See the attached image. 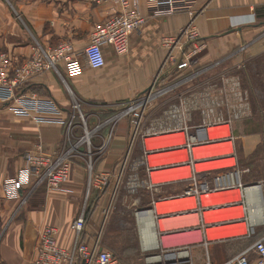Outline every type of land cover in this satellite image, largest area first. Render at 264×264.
Returning a JSON list of instances; mask_svg holds the SVG:
<instances>
[{"label":"crops","instance_id":"obj_1","mask_svg":"<svg viewBox=\"0 0 264 264\" xmlns=\"http://www.w3.org/2000/svg\"><path fill=\"white\" fill-rule=\"evenodd\" d=\"M142 7L146 22L132 34L129 51L124 55H119L111 46L105 45L107 63L103 68L95 70L86 64L84 48L91 42L95 28L118 10L117 5L110 2L98 4L93 0H0V50L8 51L15 59L23 61L31 56L35 42H40L45 48L54 47L60 42L72 43L75 53L79 54L81 60L85 62L84 72L79 76L71 77L66 74L64 66L61 65L59 67L61 75L55 70L36 75L27 82L25 91L41 98L55 99L62 107L63 113L59 116L64 118L68 116L75 99L81 100L83 106L91 105L93 102H104L107 107L105 115L88 114L95 115L98 123H103L116 114L121 101L134 99L152 86L167 54L163 38L176 35L191 21L197 24L203 40L209 45V50L203 58L204 61L214 60L223 54H228L244 42H255L246 53V58L264 53V0H195L190 9L193 12L186 10L169 16L151 15L147 10V0H142ZM257 11L260 12L257 13ZM171 80V78L165 79L163 85H168ZM174 94L175 92H172L154 99L148 105L146 118L150 120L160 117L165 110L166 102L169 101V95ZM134 130L130 117L126 115L104 125L100 131V137H96L94 142V148H98L102 143L105 144L104 150L94 159L92 174L88 169L87 160L77 158L73 165L71 180L63 190L51 189L42 185L33 192L25 188L17 193L6 190L5 183L24 167L25 152L41 148L45 152L55 153L65 143L67 132L65 127L58 122L37 121L33 116L24 117L15 114L10 106L0 105V264H36L38 234L48 224L59 228L58 244L70 250L76 238L72 222L79 216L88 201L92 203V209L87 217L83 240L93 247L96 239L100 237L101 248L111 250L121 260L123 259L122 261H127L129 264H133L129 261H134L136 258L132 255L135 251L144 252L146 250L143 241L154 252L161 247L163 249L177 246L185 248L194 264H204L208 258L218 264L239 254L240 251H234L231 246L218 251L221 247L218 245L252 236L210 240L209 235L211 237L214 234L212 236L214 239L219 236L237 235L241 233L240 228H242L240 226L237 228V226L244 224L248 229V223L238 220L239 217H237L231 226L224 228L228 229L227 231L221 230L218 227L222 222L235 217L223 221L214 219L227 213L238 214L231 210L219 211L218 208L207 213V221L217 223L205 229L200 212L181 211L195 206V198L192 196L158 202L159 213H164L169 211L162 208L163 212H161L160 203L193 199V202H188L189 207L170 210L172 214L158 217L159 220L156 219L155 211L138 212L140 209L153 206L154 200L162 199L152 198L145 204L141 202V198H134V205L138 203L142 206H138L133 218L134 222L133 220L130 224L129 221L126 222L131 227H124L127 232L130 231L131 236L133 235V245L125 244L127 238L122 239L121 230L111 229L112 225L114 227L112 217L109 229L103 232L107 224V215L105 216L104 213L116 197L118 188L128 186L130 156L139 148L144 152L143 141L140 137L134 136ZM156 140L161 141L154 143ZM148 142L151 146H160L172 143L173 139L171 137L150 139ZM260 142L261 133L244 135L245 152L252 154ZM222 152L215 149L211 154ZM127 156L129 157L128 162L126 161ZM175 161V157H167L159 162L172 164ZM228 164L231 166L233 163L230 161L226 166ZM218 167L224 166H215V168ZM145 169L149 178L155 182L157 180L158 186L177 183L180 181L174 180L185 179L192 175L189 167L184 168V175L178 173L179 169L173 168L157 170L151 175L147 167ZM222 171L203 174L201 179L213 183L214 177ZM103 178L107 181L105 184ZM185 182L192 184L191 179ZM241 182L243 183L242 180ZM259 183L264 195V184L260 181ZM243 185L249 189L257 187L256 185L249 186L248 183H243ZM89 186L90 189L92 187L95 198H89L90 189L86 197ZM26 192H29L28 198L22 202L20 195ZM249 197L252 198L250 195ZM217 198H241L240 201L245 199L242 189L235 187L230 191L222 190L214 194H205L204 203L205 205L216 204ZM239 207L244 209L242 204L232 208ZM252 210L251 208V213ZM246 214L248 212L246 210L245 213L244 209L243 217ZM151 215L157 224L159 241L157 246L149 245L143 233V224ZM117 217H119V224L125 223L120 216ZM194 220L196 222H193ZM171 223L178 225L176 228H171ZM249 223L254 225L255 230L256 226H264V220L256 225L250 219ZM214 228H217L216 231L212 230ZM114 231L119 235L118 237L114 235ZM224 232L229 233L219 235ZM62 264L81 263L65 261Z\"/></svg>","mask_w":264,"mask_h":264},{"label":"built area","instance_id":"obj_2","mask_svg":"<svg viewBox=\"0 0 264 264\" xmlns=\"http://www.w3.org/2000/svg\"><path fill=\"white\" fill-rule=\"evenodd\" d=\"M93 1L98 4L110 2L118 6L116 12L95 28L91 42L84 48L86 64L91 69L98 70L107 63L104 46H111L119 55L126 54L129 51L132 34L145 24L146 16L143 13L142 0ZM194 1L147 0V10L153 16H169L186 10L191 13L193 11L190 9ZM254 43H242L237 50L231 51L223 58L204 61L208 42L199 36V30L195 25L187 27L180 38L171 35L164 37L163 45L167 48V54L152 86L135 99L121 101L116 114L91 129L88 127L81 100L75 99L68 116L64 118L59 116L63 113L62 107L55 99L41 98L25 91L27 82L36 75L50 70H55L61 75L59 68L61 65L64 66L66 74L71 77L79 76L84 72L85 62L81 60L79 54L75 53L72 43L60 42L54 47L45 48L40 42H35L31 56L23 61L15 59L8 51L0 50V105L10 106L15 114L24 117L33 116L37 121L58 122L67 132L65 143L55 153L45 152L41 148L25 152L24 167L6 181L5 189L18 193L28 188L29 192H33L42 185H46L51 189L63 190L65 184L71 179L73 165L77 158L87 160L88 169L92 174L94 159L104 150L105 145L102 143L98 148H94L95 138L100 137V131L104 125L126 115L130 117L135 128L134 136L142 135L144 155L138 165L145 164L150 175L157 170L168 168L179 169L178 173L184 175V168H191L192 175L188 178L174 180L191 179L192 181L184 194L177 198L192 196L195 198V206L181 211L200 212L203 228L208 229L217 222H208L207 213L220 207L219 204L205 205L204 195L222 190L230 191L239 187L245 199L230 201V205L233 207L242 204L248 214L251 213L249 187L241 182L242 170L236 157L237 137L235 135V123L248 120L254 114L248 91L243 90V81L236 77L228 79L226 93H222L220 89L214 92V84H210L207 79L199 81L203 85L200 90V85L196 82L216 66L223 65L226 70L230 69V61L235 54L246 51ZM242 65L244 63L238 64V68ZM169 78L172 79L170 83L163 85V81ZM181 88H183L181 92L177 91ZM172 92L175 94L169 95V101L166 102L162 115L150 119L151 125H144L148 120L146 118L148 105L157 97L166 96ZM169 137L173 139V142L166 145L151 146L148 142V139ZM160 141L156 140L154 143ZM215 149L222 150L223 157L233 161V164L215 176L213 183H210L208 180L201 179V175L212 173L209 165L216 157L211 154ZM167 154L174 155L176 161L172 164L154 162L153 157ZM128 160L127 156L126 161ZM138 181L137 176L133 177L128 181V187L135 190L139 184ZM106 182L103 178V183ZM156 183L158 182L153 181L152 178L148 182L150 185ZM29 192H26V195H20L22 202L26 201ZM262 197L264 198L263 193ZM165 200L153 201L152 211L156 212L157 220H159L158 217H162L161 215L168 214L159 213L157 208V203ZM86 207L87 204L72 222L76 238L70 250L58 244L59 228L57 226L50 224L44 226L38 234L36 264H62L65 261L69 263L76 261L81 264H129L122 261L111 250L101 248L100 237L96 239L93 247L83 240L88 216ZM238 220L248 223V229L242 236L251 237L256 231L254 225L249 223L246 216L239 217ZM143 245L146 247L144 252L147 253L146 264H194L188 251L180 246L162 249V252L155 253L145 244V241ZM204 264L215 263L208 258ZM218 264H264V234L239 254Z\"/></svg>","mask_w":264,"mask_h":264},{"label":"rangeland","instance_id":"obj_3","mask_svg":"<svg viewBox=\"0 0 264 264\" xmlns=\"http://www.w3.org/2000/svg\"><path fill=\"white\" fill-rule=\"evenodd\" d=\"M198 13L199 12H197V14ZM263 21H264V19H263ZM192 25H195V24L191 21L189 24L184 26L179 33H177L176 35H173V36H175L176 38H180L183 35V33L185 32V29L189 26H192ZM195 27H197V29L199 30V36H202L201 30L199 29L197 24L195 25ZM254 44L250 45L246 51L244 50L242 52H239L238 54H235L234 58L230 61V63H231L230 69L226 70V67H223V65L216 66L211 71H209L207 74L202 76L196 82L200 85V87H199V90H200V89H202L203 85L200 84L199 81L203 80V79H207V81H209L210 84H214V92H217L220 89L222 91V93H226V88H227L226 83L228 82L229 78H231V77H236L239 79L241 78V80L243 81V83H242L243 87L242 88L244 91H246V90L248 91V94L250 96V103L253 105L252 113H254V114L248 120L238 121L235 123V126H236L235 135L237 137V139H236V157L238 160L239 167L242 170L241 171V180L243 181V183H245V184L248 183L249 185L252 183H255V182H259V181L264 184V53L261 55L252 57V58H246V53L248 52L249 49H251L254 46ZM240 45H238L234 50H237ZM206 50L207 51L209 50V45H208V48H206ZM225 55L223 54L222 56H219V57L215 58L214 60H218L220 58H223V56H225ZM211 61H213V60H211ZM240 63H244V65H242L240 68H238V64H240ZM196 86H197V84L195 85V88H196ZM182 90H183V88L178 89L177 91L181 92ZM223 98H225V96ZM126 101L127 100H123L122 102H126ZM106 109H107V107L105 106L104 102H93V103H91V105L83 106V110L86 114V119L89 118L87 123H88V127L90 129L93 126L97 125L98 122H96L97 117H95V115L90 116L88 114L93 113V114H97L99 116H103V115H105L104 113H105ZM150 123H151V121L147 120L146 124L151 125ZM255 132L261 133V142L258 144L257 148L255 149V151L252 154H247L244 150L243 137H244V135H247L249 133H255ZM140 136H141L140 138L142 140V135H140ZM239 149H242V151H239ZM217 151H222V150H217ZM143 153H144L143 149H140V148L136 149V151L134 153H132V155L130 156V160H129V169L130 170H129L128 178H129V180H132L133 177L137 176L138 180H139L138 186L135 187V190H132L128 186H126V187L121 186L120 188H118L119 190L117 192L116 197L112 200L109 208H107L108 210L106 209L107 210L106 213H104L105 216L107 215V224L104 227L103 232H107V230L109 229V227H110L109 225L111 222L110 218L112 217L111 220H112V223L114 222V227L112 225L111 229H114V230L117 229L115 231L121 230L120 233L122 234V239L127 238V243H125V244H129V245L134 244L132 242V236L133 235L131 236L130 231L127 232L124 229V227H128V226L131 227V225L126 224V222L129 221L128 223L130 224V221L133 220V218L135 217V214L137 213L138 206H142V205H139L138 203H137V205L136 204L134 205V198H141V202L145 203L148 200H151L152 198L157 197V195H161V194L164 196L168 195V190L171 188H174L173 186H163V185L158 186V183H156L155 185L148 184V182H150L149 181L150 178L148 177V174H147L146 169H145L146 165L143 163L138 165V162H140V160H142V157L144 155ZM214 156H216V157H214L215 158L214 161L212 163H210V165H209V169H211L213 172H220V171L224 170L225 168L231 167L229 164H228V166H226V164L228 162H230L231 160H226L223 157L222 153L214 154ZM167 157H174V155L167 154V155L153 157V159H154V162L159 164L160 163L159 161H161ZM231 162L233 163V161H231ZM218 164H221L224 167L215 168V166ZM146 179H148V181ZM145 180H146V182H145ZM156 182H157V180H156ZM183 187H184L183 185L181 187H175V190L177 188L182 189ZM89 189H90V186L87 190V196L86 197H88V195H89ZM90 191H91V195L89 198H95V197H93L94 192L92 193V191H93L92 187H91ZM161 199L165 200V199H174V198H161ZM219 207H220L219 211L231 210L232 212H235L236 214L239 215V216L237 215L235 218H233L231 220H227V221L222 222L221 226L218 227L221 230L227 231L228 229L226 230L224 228L231 226L232 225L231 223L233 222L234 219H237V217H243L244 216V209L242 207L232 208V206L230 205V202L219 205ZM86 209L88 212L92 209V203H90V201H88ZM245 213H246V210H245ZM169 214H171V213L166 214V216H168ZM252 214H253V212H252ZM250 215H251L250 213L246 214V217L248 218L249 222H250V219L252 221V218H251L252 215H251V217H250ZM117 216H120L123 219V222H125V223L119 224L120 221H119V217H117ZM161 216L163 217L164 215H161ZM196 221H197V219H196ZM196 221L194 220L193 222H196ZM133 222H134V220H133ZM177 225L178 224H176V223L175 224L171 223L170 227L176 228ZM235 226H237V225H235ZM239 226L242 228H240ZM237 228H240V230H241L240 234H237V235L231 234V236H229V235L219 236L221 238L218 237L215 239L212 238V236L210 237V235H209V239L210 240H218V239L222 240L225 238L242 236L243 233L246 232V230H247V227L244 224L238 225ZM216 229L217 228H214L212 230L216 231ZM212 230H211V232H212ZM232 230H236V229H232ZM115 231H114V235L116 237H118L119 235ZM209 234H210V232H209ZM263 234H264V226L263 225L262 226H256V231L254 234H252L251 238H245L244 237L243 239H240V240H232L231 242H228V244L225 242L221 245H218V246H221L218 251H222L224 248H230L229 246H231V248L234 251L242 252L247 246H249L251 244V242L255 241L258 237H260ZM138 242H139V238H138ZM162 249H163V247L158 248L155 251L156 252H162ZM152 252H154V251H152ZM132 255L136 256V258L134 261H129L130 263L144 264L145 257L147 255V253L139 250V251H135Z\"/></svg>","mask_w":264,"mask_h":264},{"label":"bare ground","instance_id":"obj_4","mask_svg":"<svg viewBox=\"0 0 264 264\" xmlns=\"http://www.w3.org/2000/svg\"><path fill=\"white\" fill-rule=\"evenodd\" d=\"M148 140H150V139H148ZM216 166H221V165L218 164ZM248 193L252 197V198H249V201L251 203V208L253 209L252 210L253 211L252 217H251V215H250V217L252 218V222L257 225L260 223V221L264 220V201H263L264 198L262 197L261 186H257V187H253L252 189H249ZM233 200H240V198H229V199L217 198L215 200V202H216V204H220V203L230 202ZM191 201L193 202V199H183V200L163 202V203L159 204L160 211L163 212L162 208H164V210L169 211V212H164V213H170L171 211L179 210L182 208H187L190 206V205H188V202H191ZM225 212H226V210H225ZM236 216L237 215L227 213V214L219 215L214 220L223 221V220L230 219V218L236 217ZM143 225H144L143 226V229H144L143 233H144L145 240L148 242L149 245L157 246L159 244V241L157 238V224H156L154 218L152 217V215L145 220ZM229 232H234V231H229ZM229 232L220 233L219 235L227 234ZM212 236H214V234H212Z\"/></svg>","mask_w":264,"mask_h":264},{"label":"trees","instance_id":"obj_5","mask_svg":"<svg viewBox=\"0 0 264 264\" xmlns=\"http://www.w3.org/2000/svg\"><path fill=\"white\" fill-rule=\"evenodd\" d=\"M264 9V8H263ZM260 11H257V13H259ZM259 17H262V16H260L259 15ZM95 142V141H94ZM242 148V147H241ZM239 151H242V149H239ZM71 180V179H70ZM69 180V181H70ZM68 181V182H69ZM67 182V183H68ZM66 183V184H67ZM65 184V185H66ZM184 186L182 189L181 188H177L176 190H175V187H181V186ZM163 186H173L174 188H171V189H169L168 190V195H157V197H155V198H159V199H161V198H177V197H180V196H182L183 194H184V192H185V190H187L189 187H190V185L187 183V182H185V181H180V182H177V183H172V184H166V185H163ZM90 212V211H89ZM89 212H88V214H89ZM88 217V216H87Z\"/></svg>","mask_w":264,"mask_h":264},{"label":"water","instance_id":"obj_6","mask_svg":"<svg viewBox=\"0 0 264 264\" xmlns=\"http://www.w3.org/2000/svg\"><path fill=\"white\" fill-rule=\"evenodd\" d=\"M146 91V90H145ZM144 91V92H145ZM261 186V184L259 183V182H255V183H252V184H250L249 186ZM152 210H153V206H150V207H148V208H145V209H140L139 210V212L138 213H142V212H152Z\"/></svg>","mask_w":264,"mask_h":264}]
</instances>
